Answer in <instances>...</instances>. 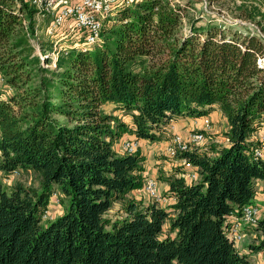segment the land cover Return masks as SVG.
I'll return each mask as SVG.
<instances>
[{
    "label": "trees",
    "instance_id": "obj_1",
    "mask_svg": "<svg viewBox=\"0 0 264 264\" xmlns=\"http://www.w3.org/2000/svg\"><path fill=\"white\" fill-rule=\"evenodd\" d=\"M191 6L124 3L85 50L41 41L56 52L42 62L29 0H0V74L14 91L0 95V264H250L227 226L264 181L252 137L264 122V36L198 24ZM213 109L226 119L227 143L174 157L191 162L197 179L180 166L162 176L164 206L133 196L145 157L114 143L125 133L160 140L173 119ZM17 169L36 173L38 186L8 189L3 179ZM54 191L63 211L44 220ZM114 202L124 216L111 219ZM252 231L250 250H264V217Z\"/></svg>",
    "mask_w": 264,
    "mask_h": 264
},
{
    "label": "rangeland",
    "instance_id": "obj_2",
    "mask_svg": "<svg viewBox=\"0 0 264 264\" xmlns=\"http://www.w3.org/2000/svg\"><path fill=\"white\" fill-rule=\"evenodd\" d=\"M179 3L185 4L188 0H173ZM193 3L188 9L189 17L194 18L198 24H203L209 22L211 24L222 25L225 31L229 30V34L233 31H241L242 33L250 32L264 36V0H190ZM124 2L118 4L112 9L111 12H115L120 8ZM257 12V14H256ZM256 14L253 18H250L248 14ZM107 17L113 19L114 14L109 13ZM33 19L36 22L37 37L39 42L43 40H48L52 42L57 49L70 48L76 42V38L73 36H59L48 37L44 34V28L49 22V17L40 16L37 14L33 15ZM26 21V19H24ZM183 30L189 33V25L187 21H184ZM63 33V32H62ZM35 36L31 35L30 43L34 46V53L38 55L43 62L46 57H55V51L43 50L40 45H36ZM45 67L53 68L54 63H43ZM35 79L32 78L31 81ZM13 89L10 88L8 84L5 83L2 75L0 74V95L1 97H6L13 93ZM111 105L107 106V110H111ZM215 110V109H213ZM118 113L119 116L123 118L124 121L129 122V116L120 114L119 111H114ZM188 119H181L179 122L181 125H176L170 121V123L165 126L162 139L156 141H148L145 139H135L134 134L125 133L120 141V151L124 152L123 141L127 139H133L137 142L138 148L143 153L145 157L144 161V171L143 175L145 177H155L157 179V186L159 192V199L156 200L148 196L143 188L133 192V196L137 198H142L144 202H155L157 205H166L170 202L169 197L164 196V191L166 189V184L162 180V176L167 174L169 170L180 166L175 160L177 158L172 157L169 148L171 145V136L176 134L180 137L181 141L187 146L192 147H209L211 144H223L226 142L225 137H223V129L226 125V119L222 116L219 111L212 112V110L202 116L192 117L187 116ZM178 124V123H177ZM181 126V127H180ZM180 127L181 129L179 130ZM196 132H202L203 137L201 139H193V134ZM256 138V139H255ZM255 140L258 142L264 138V122L258 128L255 134ZM181 168V167H180ZM4 177L2 176V179ZM190 182L193 180L188 178ZM16 182L22 183L26 186H38V176L32 171H26L17 169L9 174L8 178L3 179V184L9 189ZM59 198L61 195L57 192ZM256 198H253V202L259 208L260 218L264 217V185H259L256 188L255 193ZM55 196H50V201L48 204V217L46 219H53L58 216L63 211L62 202H56ZM62 199V198H61ZM106 217L114 219L116 217L124 216V211L118 202H114L110 210L105 214ZM230 218V217H229ZM228 218V220H229ZM45 220V218H43ZM164 229L167 227V223L163 226ZM251 233H253L252 226L249 227ZM250 241L253 240L252 235H248ZM242 240L235 242L234 245L237 247ZM248 247V245H247ZM249 248V247H248ZM248 253H255L248 249ZM253 264H258L256 261H252Z\"/></svg>",
    "mask_w": 264,
    "mask_h": 264
},
{
    "label": "built area",
    "instance_id": "obj_3",
    "mask_svg": "<svg viewBox=\"0 0 264 264\" xmlns=\"http://www.w3.org/2000/svg\"><path fill=\"white\" fill-rule=\"evenodd\" d=\"M132 0H29V4L35 9L37 15L49 17V22L44 28V34L50 37L74 36L76 42L74 45L83 50L101 40V28L105 17L111 13L114 6ZM26 24V21H24ZM34 28L36 45H40L39 38ZM63 32V33H62ZM202 132L193 134V139H201ZM136 139V138H135ZM171 145L169 148L172 157L181 153L192 146L183 143L179 136L172 134ZM124 152L130 153L137 149V142L133 139L123 141ZM255 155L264 156V138L259 142V146L254 150ZM1 154V153H0ZM181 167V176L189 181L197 179V172L194 165L185 158L175 159ZM145 193L156 200L159 199L157 179L155 177H146L143 184ZM56 202H59L57 192H52ZM48 217V209L45 210L42 218ZM260 218L259 208L255 203L245 204L241 207L238 214L230 215L227 226V235L235 243L245 236L244 226H254Z\"/></svg>",
    "mask_w": 264,
    "mask_h": 264
},
{
    "label": "crops",
    "instance_id": "obj_4",
    "mask_svg": "<svg viewBox=\"0 0 264 264\" xmlns=\"http://www.w3.org/2000/svg\"><path fill=\"white\" fill-rule=\"evenodd\" d=\"M216 111V109L215 110H212V112H215ZM218 111V110H217ZM220 112V111H219ZM221 113V112H220ZM222 116H223V114H222ZM224 117V116H223ZM225 118V117H224ZM181 119H188V117L187 116H183V117H177V118H175V119H173L172 121V123H175L176 125H181V123L179 122ZM178 123V124H177ZM181 127V126H180ZM180 127H178L179 128V130L181 129ZM227 128V123H226V125H225V127H224V129H223V131L225 130ZM258 131V130H257ZM257 131L252 135V137L253 138H255V134L257 133ZM224 137V136H223ZM122 139L123 138H125V136H122L121 137ZM118 139L115 143H114V149L117 151V152H119V153H122L121 151H120V141L122 140V139ZM256 139V138H255ZM142 140V139H141ZM227 142H224L223 144H226ZM143 154V153H142ZM170 171V170H169ZM168 173V172H167ZM264 185V181H262V180H256L255 181V186H256V188H258V186L259 185ZM254 198H256V196H254ZM244 228V231H245V236L243 237V239H242V241H241V243L239 244V246H237L236 248L238 249V251L240 252V253H242V254H246L247 255V257H248V259H249V261H250V264H253V262L252 261H256L258 264H264V250H261V251H258V252H255V253H248V247H249V244L254 240V235H255V233L253 232V233H251L250 232V230H249V227H246V226H244L243 227ZM252 235V238H253V240L252 241H250V239H249V236L248 235ZM247 245H248V247H247Z\"/></svg>",
    "mask_w": 264,
    "mask_h": 264
}]
</instances>
